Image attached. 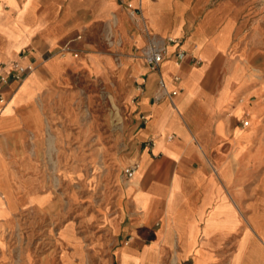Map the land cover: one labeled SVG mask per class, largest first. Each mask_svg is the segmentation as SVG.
Listing matches in <instances>:
<instances>
[{"label": "crops", "instance_id": "1", "mask_svg": "<svg viewBox=\"0 0 264 264\" xmlns=\"http://www.w3.org/2000/svg\"><path fill=\"white\" fill-rule=\"evenodd\" d=\"M243 5L0 0V74L23 52L36 64L21 84L0 81V235L55 199L41 152L48 111L97 81L134 103L137 166L111 223L91 228L93 249L116 264H264V98L240 127L237 93L247 80L233 72L234 55L249 47ZM153 41L166 48L159 72L140 56ZM161 77L177 91L173 102L155 99ZM62 236L65 264H81V239L71 227Z\"/></svg>", "mask_w": 264, "mask_h": 264}, {"label": "rangeland", "instance_id": "2", "mask_svg": "<svg viewBox=\"0 0 264 264\" xmlns=\"http://www.w3.org/2000/svg\"><path fill=\"white\" fill-rule=\"evenodd\" d=\"M235 2L244 4L242 13L250 30L249 47L234 55L233 71L239 80H247L237 93V105L245 109L239 125L247 128L241 120L251 122L254 106L264 98V0ZM111 85L95 81L56 99L50 107L41 152L50 177L48 191L55 199L36 213L21 215L17 228L1 233L3 248L11 257L8 264H65V227H71L85 245L81 264H116L90 244L98 233L91 228L101 226V233L111 223L115 201L130 181L125 169L136 162L134 103Z\"/></svg>", "mask_w": 264, "mask_h": 264}, {"label": "built area", "instance_id": "3", "mask_svg": "<svg viewBox=\"0 0 264 264\" xmlns=\"http://www.w3.org/2000/svg\"><path fill=\"white\" fill-rule=\"evenodd\" d=\"M175 42L174 39H171ZM166 54V48L162 43L158 41L150 42L148 45L144 46L140 51V56L144 59L146 66L149 68L150 71H160L161 65L164 61ZM175 55L177 58L182 59L186 55V51L177 48L175 51ZM27 58V59H26ZM3 67L9 68L8 72H3L0 74V81L3 84H8L12 81L21 84L36 68V64L34 60L29 59L27 53H21L19 58L12 61L10 65L3 63ZM177 79V77L175 78ZM160 93L155 97L156 100L161 99L162 97H168L172 102L175 94L177 93L176 90L170 91L164 79L161 77L158 81ZM141 121L145 123L147 121V116L142 114ZM243 126H249L250 120L249 119H242ZM136 162L130 164L126 169L125 173L126 176L131 179L135 175L136 171Z\"/></svg>", "mask_w": 264, "mask_h": 264}, {"label": "bare ground", "instance_id": "4", "mask_svg": "<svg viewBox=\"0 0 264 264\" xmlns=\"http://www.w3.org/2000/svg\"><path fill=\"white\" fill-rule=\"evenodd\" d=\"M136 180H138V179L136 178Z\"/></svg>", "mask_w": 264, "mask_h": 264}]
</instances>
